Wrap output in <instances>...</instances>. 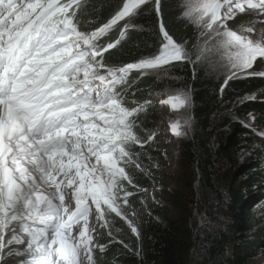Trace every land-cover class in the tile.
Instances as JSON below:
<instances>
[{
  "label": "snow or ice",
  "instance_id": "obj_1",
  "mask_svg": "<svg viewBox=\"0 0 264 264\" xmlns=\"http://www.w3.org/2000/svg\"><path fill=\"white\" fill-rule=\"evenodd\" d=\"M83 2L0 0V256L23 245L17 252L26 257L22 264H97L95 250L104 253L107 246L95 240L99 228H110L109 213L137 233L124 207L132 195L124 182L136 186L126 167L141 168L132 148L155 133L145 140L135 131L134 117L150 101L128 107L118 86L132 70L189 60L184 45L161 25L156 55L107 67L97 57L119 41L105 47L97 41L147 0H124L92 32L74 22ZM160 2L155 0L157 15ZM182 7V17L204 38L197 60L215 55L227 79L264 76L248 71L264 59V31L255 27L264 23V0H183ZM238 16L249 17L240 33L228 26ZM132 26L126 23L120 37ZM189 101L178 91L161 104L178 110ZM187 124L177 118L170 130L179 136Z\"/></svg>",
  "mask_w": 264,
  "mask_h": 264
},
{
  "label": "trees",
  "instance_id": "obj_2",
  "mask_svg": "<svg viewBox=\"0 0 264 264\" xmlns=\"http://www.w3.org/2000/svg\"><path fill=\"white\" fill-rule=\"evenodd\" d=\"M123 2L84 0L74 22L80 31L92 32L106 24ZM182 4L183 0H161L157 15L155 0H148L134 16L126 19L125 22L133 26L127 28L123 38L120 33L124 28L120 29L115 24L110 28H118L114 35L102 41V47L119 41L97 57L104 65L118 68L135 63L158 53L163 40L160 31L162 23L174 41L184 45L189 60L166 65L169 77L166 78L165 70L163 80L149 75L141 76L134 71L126 83L118 86L128 107L150 101L144 111L135 115V131L145 140L151 133H155V136L143 147L134 145L132 148L133 152L139 154L137 160L141 168L137 169L134 165L126 167L136 186L124 182L127 191L132 193L127 197L129 204L124 207L138 234L131 231L125 220L115 213H109L110 228L115 231L116 237L102 236L98 244L107 247L104 253L95 250L97 264H250L264 246V208H261V214L251 217L253 209L242 206L246 194L258 189L264 192V145L254 138H246L247 131L241 125H236V136L230 130L225 136V144H221L217 151L212 147L217 130L215 120L226 112L225 102L257 96V102L237 107V112L239 115L247 113L248 116H255L256 127L264 129V78L253 76L225 83L214 79L207 69L192 62L197 57L201 36L200 31L182 17ZM246 20L231 21L229 27L233 31L238 30ZM260 70H264V64L258 59L252 71L260 73ZM174 86L190 92L191 137L180 145V149L193 165L191 180L195 181L199 176L198 183H201L204 197L203 203L199 204L192 195L189 209L179 215H174L170 210L174 204L171 199L167 198V203L162 206H151L149 212H146L143 203L147 190L158 182V166L166 159L169 148L156 136L161 125L153 108L155 96ZM233 123L227 118L224 126L234 127ZM230 146L238 150L251 146L258 156V159L246 160L236 186L225 185L224 175L217 167L219 157ZM194 211L203 215L199 227L192 218ZM252 227H257L255 232H251ZM13 257L8 254L0 256V264H14Z\"/></svg>",
  "mask_w": 264,
  "mask_h": 264
},
{
  "label": "rangeland",
  "instance_id": "obj_3",
  "mask_svg": "<svg viewBox=\"0 0 264 264\" xmlns=\"http://www.w3.org/2000/svg\"><path fill=\"white\" fill-rule=\"evenodd\" d=\"M127 18L128 17H125L124 19L118 21L116 23L118 24L117 27L120 26V29H123L125 24L127 23L125 22ZM245 18L247 20L244 23H241V28L235 30L237 33H240L243 27L249 26V17L238 16L236 19H234L239 20ZM255 27L258 32L264 31V23H260L259 21H257L255 22ZM112 29L113 30L109 29L108 32L97 41L99 46L102 47V41H104V39L108 37H112L116 32V29L118 28ZM203 39L204 38L200 37L198 46L203 43ZM258 59H260V61L264 64V59ZM192 62H196L198 66L202 69H207L214 79L221 80L225 83L232 80H246L250 77H253L246 74H238L232 79H227L229 75L228 70L224 66H222L221 62H218V58L215 55L211 56L210 58L201 60H197L195 58L192 60ZM165 66H163V68L159 70H132L130 71L127 79H129L130 75L132 74L131 72L135 71L141 76L149 75L156 77L159 80H163L165 78V70L166 78L169 77V75H167V68H165ZM248 71L253 72L252 69H249ZM262 72H264V70H260V73ZM255 76L264 78V76L260 75ZM178 91H184L188 93L190 101L186 106L180 107L178 110H173L170 104H161L162 100L168 99L169 96L175 95ZM155 100L156 101L154 102L153 108L156 111V115L158 116L159 123L161 125L160 130L158 131L156 136L161 140V142L166 143L169 148L168 152L166 153V159H163L158 166V182H155L153 186L147 190L146 198L145 200H143V203L145 205L146 212H149L151 210V206H162L163 204L167 203L166 199L168 198L174 201V204L171 206L170 210L173 212L174 215H179V213H183L184 211H187L189 209V201L192 198V195H194V198L196 199V201H198L199 204L203 203L204 201L203 189L201 187V183H198L199 176L197 175V179L195 181L191 180L193 165L187 161L186 157L183 155L180 149V145L191 137V96L190 92H187L185 89L174 86L168 87L162 93L156 94ZM257 100V96H247L238 100L228 101L224 103V105L227 106L226 112H224L220 117L215 120V124H217V130L215 131V138L212 141V147L214 151H217L221 144H225V136H227L228 131L233 130L235 133L234 135H237L236 132L238 127L236 125H241L240 127L247 131L245 134L247 135L245 136L246 138H254L259 143H262L264 145V129L256 127L257 120L255 116H248L247 113L239 115L237 112V107L239 108L243 105L249 104L250 102H257ZM177 118L188 119V124L183 125L180 128L182 134L179 136L174 135L170 130V124L176 121ZM227 118L231 119L234 122V127L233 125L227 127L224 126ZM250 158L258 159L255 149L251 146H246L245 149L240 150L231 146L229 148H226V151L222 153L217 162V167H219L221 173L224 175L223 183L225 185H230L231 175L233 174L232 170L235 169L239 164L245 162L247 159ZM194 167L197 173L196 165ZM233 176H236V179L233 182V186H236V183L241 178V176L239 174H234ZM254 201L255 197L252 196L246 201V204ZM261 208H264V200L255 208H253V211L250 214L251 217H256L257 215L261 214ZM192 218L197 221V227H199L203 222V215L200 213H196L195 211L192 214ZM90 220L92 222H95L94 217H90ZM253 228L254 227H252L251 232H253ZM109 230L113 233V236L108 235ZM73 231L75 232V229H73ZM98 232L99 235L96 236V243H99L102 236L116 237L115 231L112 228H99ZM11 247L13 249L11 255H14V257L12 258L14 259L13 263L22 264V262L25 261L26 257L22 252L21 254H17V252L22 250L24 246L14 244ZM7 251L8 249H5V252ZM250 264H264V248L261 250L259 256L250 261Z\"/></svg>",
  "mask_w": 264,
  "mask_h": 264
},
{
  "label": "water",
  "instance_id": "obj_4",
  "mask_svg": "<svg viewBox=\"0 0 264 264\" xmlns=\"http://www.w3.org/2000/svg\"><path fill=\"white\" fill-rule=\"evenodd\" d=\"M161 25H163L161 23ZM164 28V26H163ZM165 30V28H164ZM166 31V30H165ZM167 32V31H166ZM247 164V162H242L241 164H239L235 169H233V174L231 175V181H230V185H233L234 180L236 179V176H233L234 174H239L241 176V169ZM252 196L255 197V201L254 202H250L248 204H246V201L248 199H250ZM264 200V192L260 191L259 189L256 191H253V193H248L245 195V197L243 198L242 201V206L244 208H247L248 206H250L252 209L255 208L258 204H260L262 201ZM264 248V246H263Z\"/></svg>",
  "mask_w": 264,
  "mask_h": 264
},
{
  "label": "built area",
  "instance_id": "obj_5",
  "mask_svg": "<svg viewBox=\"0 0 264 264\" xmlns=\"http://www.w3.org/2000/svg\"><path fill=\"white\" fill-rule=\"evenodd\" d=\"M200 222H201V218H200ZM256 228H257V227H254V228H253V232H255Z\"/></svg>",
  "mask_w": 264,
  "mask_h": 264
}]
</instances>
